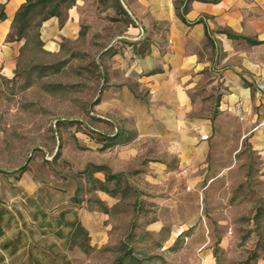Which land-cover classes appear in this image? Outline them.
<instances>
[{"label":"crops","instance_id":"obj_1","mask_svg":"<svg viewBox=\"0 0 264 264\" xmlns=\"http://www.w3.org/2000/svg\"><path fill=\"white\" fill-rule=\"evenodd\" d=\"M48 1L0 0V77L14 76L34 24L49 55L81 36L104 41L100 103L114 128L75 146L82 175L70 186L0 180V264H89L133 227L180 233L185 201L231 166L220 156L247 139L264 161V136L250 132L264 114V0H71L39 18Z\"/></svg>","mask_w":264,"mask_h":264},{"label":"rangeland","instance_id":"obj_2","mask_svg":"<svg viewBox=\"0 0 264 264\" xmlns=\"http://www.w3.org/2000/svg\"><path fill=\"white\" fill-rule=\"evenodd\" d=\"M70 2L48 1L39 18ZM36 31L34 24L12 79L0 77V180L45 177L56 180L59 190L82 175L75 146L109 141L105 134L114 128L102 118L100 103L104 41L81 36L49 55ZM125 44L137 49L134 42ZM251 148L240 139L235 154L220 156L221 164L231 166L203 198L185 201L181 219L191 222L185 231L155 235L133 227L89 264H264V161Z\"/></svg>","mask_w":264,"mask_h":264},{"label":"built area","instance_id":"obj_3","mask_svg":"<svg viewBox=\"0 0 264 264\" xmlns=\"http://www.w3.org/2000/svg\"><path fill=\"white\" fill-rule=\"evenodd\" d=\"M257 89L260 92H264V83L263 82L258 83L257 84ZM262 107H263V110H264V102H263ZM235 113L237 115H239L240 120H243V118H244L243 117V109L241 107L236 108ZM250 132L251 133H257V134H260V135L264 136V114H263V116L259 120H257L253 124ZM207 138H208V136H206V135L201 136V139L202 140H206ZM263 152H264V142H263Z\"/></svg>","mask_w":264,"mask_h":264},{"label":"trees","instance_id":"obj_4","mask_svg":"<svg viewBox=\"0 0 264 264\" xmlns=\"http://www.w3.org/2000/svg\"><path fill=\"white\" fill-rule=\"evenodd\" d=\"M32 7V5L31 4H28V5H26L24 8H23V10L21 11V12H19V14L17 15V17L19 16H23V17H25L26 16V14L28 13V11L30 10V8ZM55 14V11H51L50 13H49V15L50 16H53ZM2 18V14L0 15V19ZM28 24H27V22L25 21V20H23V22L21 23V26H20V31H19V34L21 33V31L27 26ZM18 39H19V37H18Z\"/></svg>","mask_w":264,"mask_h":264}]
</instances>
